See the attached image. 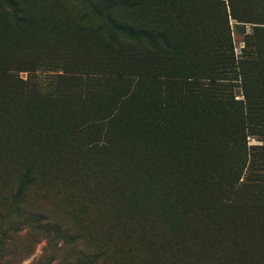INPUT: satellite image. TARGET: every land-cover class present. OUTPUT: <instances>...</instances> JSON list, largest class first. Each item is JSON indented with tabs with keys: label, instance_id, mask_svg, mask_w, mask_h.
<instances>
[{
	"label": "trees",
	"instance_id": "1",
	"mask_svg": "<svg viewBox=\"0 0 264 264\" xmlns=\"http://www.w3.org/2000/svg\"><path fill=\"white\" fill-rule=\"evenodd\" d=\"M88 1L95 12L106 15L112 22L113 30L107 24V28H97L107 32L110 38L106 42L51 47L55 36L52 39L44 32L46 44L34 48L11 42L0 29V95L9 100L8 105L19 107L30 98L42 100L54 94L58 99L75 97L82 109L88 102H105L113 116L123 118L125 128L135 129L139 134L140 123L147 129L143 133L149 135L155 134L156 124L163 131L162 140L175 137L174 140L182 142L181 147L171 144L160 153V145L152 143L142 152L137 135L128 133L124 137L131 139L130 152L135 161L145 160L155 172L170 171L177 202L169 211L144 207V214L139 216L134 205L119 201L116 222L121 227L117 236L107 241L109 246L113 244L110 253L122 246L125 230L140 225L138 239H143V230L150 232L151 237L145 253L152 247L169 258L176 257L178 260H172L173 264H264V0ZM18 2L6 0L13 16L20 19L28 12ZM145 5L158 7L150 20L138 12ZM192 6L208 8L212 13L185 23L186 30L194 26L203 38L198 48L190 44L192 49L186 54L172 27L176 16ZM231 21L241 32H246L242 28L247 23L253 24L241 57L235 53ZM116 31L132 40L145 39L157 44L144 51L142 63L136 57L133 63L129 55L130 65L124 72L112 73L105 81L93 62H98L97 45L111 54L127 49L112 39ZM193 36L184 34L180 41L192 40ZM203 50L206 60H189L191 54ZM156 59H159L157 65L153 62ZM29 64L38 72L47 70L51 80L45 83L37 78L24 80L14 73L30 70ZM52 84L56 88L54 92L44 91ZM72 84H76L74 89ZM239 93L241 97L237 98ZM186 100L189 105L181 111L178 102ZM138 102L145 105L136 106ZM153 108L160 112L155 118L147 114ZM190 110L192 114L188 113ZM42 116L41 120L24 123L23 131L19 116L8 113L1 126L9 121L7 126L15 128L11 135L20 137V140L16 138L19 150L29 154L30 149L25 145L46 134L44 125L45 121L49 123L50 116L47 113ZM6 127L0 132H5ZM252 138L258 143H251ZM26 153L20 157L22 162L29 161ZM21 161L10 164L12 174H7L8 179L3 177L0 217L9 223L12 216L19 215L47 233L51 241L59 239L92 259L105 256L106 251L96 245L91 251L98 249L97 254L82 251L87 235L65 226L43 205L48 196H40L33 190L45 187L44 176L31 163L21 165ZM86 182L81 188H90ZM157 217L164 225L163 233L158 225L152 226ZM142 221L148 222L146 229L142 228ZM168 231L177 239L174 249L155 241V236ZM0 233L7 237L1 229Z\"/></svg>",
	"mask_w": 264,
	"mask_h": 264
},
{
	"label": "rangeland",
	"instance_id": "2",
	"mask_svg": "<svg viewBox=\"0 0 264 264\" xmlns=\"http://www.w3.org/2000/svg\"><path fill=\"white\" fill-rule=\"evenodd\" d=\"M18 1L24 4L28 12L26 17L22 15L20 19L18 16H13L14 12L7 5L6 0H0V29L6 33L11 42L24 44L27 47L42 48L46 44L43 40L44 32L52 39L55 36L51 47L65 44L78 47L83 45V42L90 45L96 40L106 42L110 38L105 30L98 31L97 28L100 29L102 26L107 28L108 25L113 30L109 18L95 12L88 0ZM84 9L86 13L82 11ZM156 9L158 7L155 5H145L144 9H139L138 12L143 13L150 20ZM206 13L212 11L205 7L192 6L176 16V24L173 25L172 30L186 54L192 49L190 44L198 48L203 43V38L195 32L194 26L186 30L185 23L188 20L193 22ZM197 25L201 27V22ZM231 25L235 53L237 57H241L244 55L247 36L252 31L253 24L247 23L242 28L246 32L234 28V21H231ZM116 33L112 39L123 44L127 49L111 54V51L97 45L99 56L95 57L98 62H93L94 69L101 76H105V81L113 75L112 73L124 72L130 65L129 55L133 63L134 57L142 63V55L146 54L144 51L155 48L157 44L145 39L132 40L119 31ZM184 34L194 36L192 40L180 41ZM204 56V50L195 52L190 55L189 60L203 61L206 60ZM146 60L149 62L151 58ZM153 62L157 65L159 59ZM27 67L30 70L14 73L19 74L24 80L37 78L42 83L51 80L47 70L41 69L38 72L34 70L33 64ZM75 85L72 84L73 89ZM77 86L80 87V84ZM55 90L52 84L44 91L50 93ZM240 94L237 98L241 97ZM7 101L9 100L0 95V130L9 125V121H5L6 124L1 126L4 116L8 113L15 117L19 116L23 131L24 123H30L31 119L41 120L42 115L46 113L50 116L49 123L45 121L46 134L43 138L25 145L30 149L29 154L25 152L29 157L27 162L42 172L44 176L42 179L45 181V187L40 191L36 188L33 191L38 192L40 196H48V200H44L43 205L50 208L65 226L87 235V240L84 238L87 244L82 248L83 252L90 255L99 253L98 249L91 251L96 245L106 253L102 258L97 259L85 257L83 253L72 246H67L68 244H63L59 239L54 238L51 241L47 233L38 230L27 219L15 215L11 217L9 223L0 217V229L7 235L3 237V233H0L2 264H173L172 260H178L176 257L169 258L152 247L145 253L146 244L149 246L151 237L150 232L143 230V239H138L137 236L141 234L140 225H133L125 230V240L114 252L110 253L113 244L109 246L107 241L120 232L121 226L116 222L119 201L125 200L129 206L134 205V212L139 216L144 214L142 212L144 207L165 208L169 211L177 202L174 184L170 181V171L155 172L154 168L151 170L148 167L145 160L141 161L140 158L135 161L134 155L130 152L133 148L131 139L124 137L128 133L137 135V144L142 152L152 143L160 145L158 148L160 153L168 150L167 147L171 144L181 147L182 142L174 140L175 137L162 140L163 131L159 130L156 124L155 134L151 132L149 135L143 133V130L147 129H144L140 123L137 124L139 134L135 129L125 128L122 123L123 118L113 116L105 102H88L85 103V109H82V104L75 97L58 99L55 94L42 100L30 98L28 102L22 103L21 107L8 105ZM186 101L178 102L181 111L187 109L189 102ZM137 105L141 107L145 104L138 102ZM188 113L192 114L193 111L190 110ZM147 114L155 118L160 112L157 108H153ZM135 115L138 116V113ZM14 129L7 126L5 132H0V186L3 185L4 178H9L7 174H12L8 166L13 162L16 164L21 161L20 157L25 154L18 147L16 138L20 140V137L11 135ZM251 143L258 141L252 138ZM27 162L23 161L21 165L28 164ZM76 164L79 165L78 168ZM85 182L90 188H81ZM112 190L119 192L114 193ZM15 217L18 220L14 221ZM174 217L171 218L172 221L176 219ZM147 225L148 222L142 221L143 229H146ZM157 225L161 229L160 233H163L164 225L158 217L152 223L154 228ZM176 227L174 224V228ZM174 228L171 225V230ZM166 229H169L168 226ZM176 240L170 231L155 236L158 244L171 245L172 249L177 246Z\"/></svg>",
	"mask_w": 264,
	"mask_h": 264
}]
</instances>
